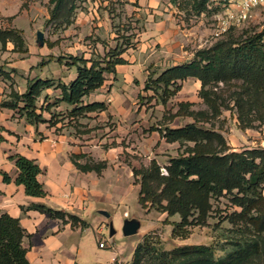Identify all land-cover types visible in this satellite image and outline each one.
I'll return each instance as SVG.
<instances>
[{
	"label": "trees",
	"instance_id": "1",
	"mask_svg": "<svg viewBox=\"0 0 264 264\" xmlns=\"http://www.w3.org/2000/svg\"><path fill=\"white\" fill-rule=\"evenodd\" d=\"M84 1L47 0L48 18L45 24L54 31L67 29L74 23L80 2ZM168 1L176 4L175 0ZM208 1L191 0L186 5L200 14L207 11ZM134 38L135 34L132 33L118 35L114 47L95 58L68 56L65 65L76 70L75 79L68 84L60 80L37 78L27 81L25 91L18 93L11 83L0 107L16 111L31 125L50 123V119L46 120L41 113H37V101L45 90L58 89L60 97L54 104L69 107L67 116L71 120L105 111L107 107L103 102H85L84 99L104 84L106 74H115L117 65L127 63L122 54L134 47ZM8 43L13 46V52L27 53L19 29L0 28L2 51ZM57 62L62 63V59L57 58ZM0 78L11 79L2 68ZM188 79L200 83L198 96L208 107L211 117L218 115L224 105L218 93L212 90L217 89L219 83L228 85L241 82L230 96L240 120L245 111H258L264 107V29L260 32L244 31L237 36L226 33L223 39L209 47L196 50L188 62L168 67L159 73H150L143 90L151 91L149 98L165 106ZM191 105L189 102L179 103L175 115H181ZM184 115L197 118L208 116V111H189ZM261 121L264 123V120ZM157 130L166 143H178L184 148L176 157L169 158L164 168L166 175H162L154 159L146 167L131 168L134 183L139 186L140 207L166 214V219L177 215L179 222L173 224V234L185 238L189 234V227L205 224L212 210V200L227 196L229 203L237 209L231 223L233 226L241 223L236 228L240 238L233 241L232 249L223 256H215L212 248L204 245H183L160 251L145 239L135 247L131 264H264V149L232 151L227 148L220 133L198 127L195 123L177 128L160 127ZM84 157L72 156L73 165L80 172L100 175L107 166L105 161L95 162L91 158L84 163L77 162ZM9 159L18 171L14 182L23 187L25 195L44 197L46 192L37 180L41 170L36 162L18 154L9 156ZM2 175L5 182L10 181L6 174ZM27 209L61 220L64 224L69 223L71 228L83 229L87 226L77 216L43 204H31ZM25 236V230L17 218L0 213V264H30L26 249L22 246Z\"/></svg>",
	"mask_w": 264,
	"mask_h": 264
},
{
	"label": "rangeland",
	"instance_id": "2",
	"mask_svg": "<svg viewBox=\"0 0 264 264\" xmlns=\"http://www.w3.org/2000/svg\"><path fill=\"white\" fill-rule=\"evenodd\" d=\"M43 1L24 0L23 7H20V10H28L29 6L37 7L35 11L37 17L20 23L28 53H14L16 55L10 53L7 56V59L16 62L18 66L13 71L17 75V81H13L16 86L23 85L26 73L27 77L42 73L56 74L58 65H61L57 62L59 57L63 62L72 55L86 54V58L102 56L104 51L114 47L115 38L120 34H135L134 46L138 43L136 40L140 39V35L148 28L164 35L162 38L157 35V41L152 49L158 58H155L156 61H146L148 68L150 65L154 67L155 62L164 60L159 56L176 41L181 44L184 57L191 60L196 50L209 47L215 41L223 39L228 32L237 36L244 31L260 32L264 29V6L253 9L252 19L238 27L230 25L226 33L216 38L214 33L218 29V24L227 17L228 11L233 12L234 9L213 5L211 9L207 8V11L197 14L186 5L191 0H175L176 4L160 0L156 8L140 7L137 0H132L136 5L130 4L128 0H86L80 2L75 16L81 18L82 22L73 23L65 30L54 31L45 24L47 14ZM39 10H42L43 15ZM153 10L156 13H153ZM19 15L20 13L10 18L0 16V28L12 26L13 19ZM166 30L171 31V35H168ZM38 33L40 39L37 38ZM183 61L184 58L177 63ZM1 63L5 64L6 61ZM170 65L167 64L164 69L171 67ZM240 84V81L228 85L219 83L217 89H212L224 102L219 114L213 117L198 96L200 85L195 80L183 82L181 90L171 97L165 106L157 103L154 98H149L152 92L140 88L139 81L124 87L123 91L128 97L127 102L119 106L124 114L120 119H114L105 112L97 117H93L92 114L90 117L71 120L67 116L68 109L64 104L52 106L56 104L53 100L50 101L53 117L50 118V123H46L49 129H55L56 135L70 137L72 139L70 144L80 146L89 144L96 156L110 158L115 161L116 166L119 168L121 166L123 171L126 170L129 174V177H126L130 178L129 192L121 207L114 208L112 213L115 217L107 220L98 239L99 243L106 244L107 251L114 249L117 252L113 264H131L135 247L145 239L150 240L160 251L183 245H204L211 247L215 256H223L232 249L233 241L240 238L236 228L241 226V223L237 222L235 226L231 223L233 213L237 209L229 203L227 196L212 200V210L204 225L189 227V234L185 238L175 236L173 224L179 222V217L175 215L166 219V214L153 209H142L138 204L139 186L134 183L131 171L132 167L148 166L152 159L158 163L161 170H165L169 158L176 157L183 150L184 147H180L178 143H165L157 130L160 127L177 128L195 123L198 127L213 129L220 133L227 148L232 151L264 149V123H261V120H264V107L258 111L255 109V112L245 111L240 120L230 98L232 90H236ZM106 87L107 84L84 101L93 102L99 94H103L106 100L107 94L105 91L102 92ZM137 90L139 93H136ZM181 102H189L192 105L183 110L181 115L176 116L178 104ZM259 102L260 100L257 104ZM189 111H208V116L193 118L184 115ZM124 176L123 174V182ZM262 195L264 198V189ZM124 211L126 214H123ZM127 218H134L140 223L137 234L131 237H124L121 232L123 222ZM109 225L115 230L112 237L109 236Z\"/></svg>",
	"mask_w": 264,
	"mask_h": 264
},
{
	"label": "crops",
	"instance_id": "3",
	"mask_svg": "<svg viewBox=\"0 0 264 264\" xmlns=\"http://www.w3.org/2000/svg\"><path fill=\"white\" fill-rule=\"evenodd\" d=\"M128 2L135 3L132 0H128ZM159 2L160 0H137L140 7L149 8H156ZM23 3L24 0H0V16L10 18L20 13L13 19L14 22L10 26L20 31L22 29L20 23L31 21L37 17L35 13L37 7L29 6L28 10H20ZM43 3L46 5L47 0H44ZM39 11L43 15L42 10ZM153 13L156 11L153 10ZM80 22L82 19L75 17L74 23ZM166 32L168 35L172 33L169 30ZM157 35L160 38L164 36L157 33L156 30L148 28L140 35V39L136 40L138 43L122 54V58L127 63L117 65L115 74H106L104 84L97 90L103 89L107 84L105 90H102L107 94L106 100L103 98V94L97 95L98 98L94 100L103 102L107 109L99 113H90L87 117L92 114L93 117H97L106 112L114 119H120L124 114L119 106L121 107L122 103L127 102L126 97H128L123 91L124 87L139 81L140 88L143 89L150 72L159 73L164 70L167 64L174 66L190 60V58L184 57L181 44L176 41L171 48L159 56L164 60L155 62L154 67L150 65L149 69L146 68V61H156L155 58H158L152 49L157 41ZM12 48L13 46L8 43L5 50L2 51L0 44V67L4 72L9 73L11 78L10 81L0 78V103L6 99L11 83L15 91L22 93L26 89L27 81L33 79H53L68 84L76 77L75 68L66 66V60H63L61 65L57 64L56 74L45 75L42 73L27 77L28 73H26V78L22 81L23 85L16 86L13 81H17V75L13 71L18 66L16 62L7 59L10 53L17 54H14ZM83 58L88 59L86 54L83 55ZM183 58V62L177 63ZM171 60H173L172 63ZM1 61H6V63L2 64ZM188 80L194 81V79ZM195 81L200 85L197 80ZM136 93L139 91L137 90ZM41 97V103L39 104L40 98L37 101V113H41L44 119L49 120L53 109L49 103L51 100L55 102L60 97V90L47 89ZM52 106H57V104ZM0 128V213L17 218L25 230L26 236L22 240V246L26 249L28 262L30 264H113L117 252L114 249L107 251L106 244L103 248H99L98 239L107 220L115 217V214L112 213L114 208L121 207V203L124 202L129 192L128 180L130 178H126L129 177L128 172L123 171L121 166L120 168L116 166L115 161L110 158L96 156L89 144H83V146L70 144L72 143L70 137L56 135L55 129H49L46 123L28 124L16 111L0 107ZM162 140L164 141V139ZM14 154L36 162L41 170L37 180L46 192L44 197L27 196L23 187L14 182L18 171L14 162L9 159V156ZM75 155L85 156L79 159L78 163H84L91 158L95 162L105 161L107 166L100 175L95 172H80L72 162V156ZM2 174H6L10 181L5 182ZM123 174L125 182H123ZM31 204H43L77 216L85 221L87 226L83 229L71 228L69 223L64 224L61 220L51 219L38 211L27 209ZM123 214L126 212L124 211Z\"/></svg>",
	"mask_w": 264,
	"mask_h": 264
},
{
	"label": "built area",
	"instance_id": "4",
	"mask_svg": "<svg viewBox=\"0 0 264 264\" xmlns=\"http://www.w3.org/2000/svg\"><path fill=\"white\" fill-rule=\"evenodd\" d=\"M213 5H219L223 8L234 9V11H228L227 17L222 19L218 24V29L215 31L214 36L217 38L229 29L231 26H239L252 19L253 9L264 6V0H209L206 4V8L211 9ZM162 175H166L165 170H161ZM104 243L98 244L99 248L104 247Z\"/></svg>",
	"mask_w": 264,
	"mask_h": 264
},
{
	"label": "water",
	"instance_id": "5",
	"mask_svg": "<svg viewBox=\"0 0 264 264\" xmlns=\"http://www.w3.org/2000/svg\"><path fill=\"white\" fill-rule=\"evenodd\" d=\"M37 38L40 39V34H37ZM107 216V214H105ZM140 228V223L134 219H126L123 222L121 232L124 237H131L137 234L138 230ZM115 234V230L112 228L111 225H109V236L112 237Z\"/></svg>",
	"mask_w": 264,
	"mask_h": 264
}]
</instances>
